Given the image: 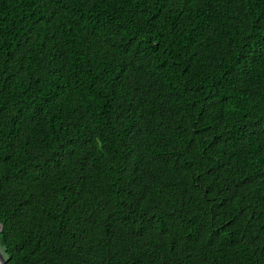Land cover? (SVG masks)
<instances>
[{
  "label": "trees",
  "instance_id": "16d2710c",
  "mask_svg": "<svg viewBox=\"0 0 264 264\" xmlns=\"http://www.w3.org/2000/svg\"><path fill=\"white\" fill-rule=\"evenodd\" d=\"M5 264H264V0H0Z\"/></svg>",
  "mask_w": 264,
  "mask_h": 264
},
{
  "label": "water",
  "instance_id": "95a60500",
  "mask_svg": "<svg viewBox=\"0 0 264 264\" xmlns=\"http://www.w3.org/2000/svg\"><path fill=\"white\" fill-rule=\"evenodd\" d=\"M1 231H2V226L0 225V233ZM0 264H5V259L3 253H1V249H0Z\"/></svg>",
  "mask_w": 264,
  "mask_h": 264
},
{
  "label": "clouds",
  "instance_id": "9594fccd",
  "mask_svg": "<svg viewBox=\"0 0 264 264\" xmlns=\"http://www.w3.org/2000/svg\"><path fill=\"white\" fill-rule=\"evenodd\" d=\"M2 252V251H1Z\"/></svg>",
  "mask_w": 264,
  "mask_h": 264
},
{
  "label": "rangeland",
  "instance_id": "374dc122",
  "mask_svg": "<svg viewBox=\"0 0 264 264\" xmlns=\"http://www.w3.org/2000/svg\"><path fill=\"white\" fill-rule=\"evenodd\" d=\"M2 253V252H1Z\"/></svg>",
  "mask_w": 264,
  "mask_h": 264
}]
</instances>
